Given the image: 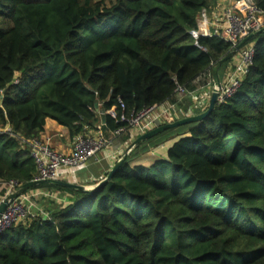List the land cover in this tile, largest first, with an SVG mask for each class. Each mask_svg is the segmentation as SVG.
I'll use <instances>...</instances> for the list:
<instances>
[{
	"label": "trees",
	"instance_id": "obj_1",
	"mask_svg": "<svg viewBox=\"0 0 264 264\" xmlns=\"http://www.w3.org/2000/svg\"><path fill=\"white\" fill-rule=\"evenodd\" d=\"M216 3L0 0V181H34L29 142L47 120L72 139L101 130L111 140L131 128L109 110L121 115L122 103L130 117L211 80L232 46L190 32ZM253 42L254 64L235 97L137 147L171 141L165 159L132 167V152L93 192L33 188L66 202L42 196L43 213L0 236V264H264V34Z\"/></svg>",
	"mask_w": 264,
	"mask_h": 264
},
{
	"label": "built area",
	"instance_id": "obj_2",
	"mask_svg": "<svg viewBox=\"0 0 264 264\" xmlns=\"http://www.w3.org/2000/svg\"><path fill=\"white\" fill-rule=\"evenodd\" d=\"M262 30H264V11L260 9L255 0H217L214 7L201 11L197 20V29L191 31L190 36L196 42L201 38H220L230 43L234 50L243 40ZM255 55L256 42L253 40L237 53L234 57L237 58V62L228 72L225 81H222V87L217 88L219 92L217 105H223L237 95L250 73ZM213 90L212 85V92ZM175 93L177 96H183L188 91L183 87H178ZM170 109V104L155 105L128 117L125 113L126 108L121 103V115L117 108L109 110L106 114L117 123L127 124L129 128L142 135L163 125L160 122L162 111L167 112ZM126 129L116 130L113 133V138L120 137L127 131ZM111 144L112 141L107 139L101 130L77 135L73 139V146L69 153L55 150L50 142L43 138L33 139L29 145L37 167V176L34 181H65L62 178L64 174L71 176L76 169L86 166L92 159H97L98 155L109 148ZM21 187L22 185L17 181L9 182L5 195L0 196V207ZM27 192L13 199L1 215L0 236L19 222L35 219L40 213H43L37 205V201L42 196H52L58 200L57 195L44 193L37 189L31 193ZM34 209L40 213L33 212ZM45 217L47 218V216Z\"/></svg>",
	"mask_w": 264,
	"mask_h": 264
},
{
	"label": "crops",
	"instance_id": "obj_3",
	"mask_svg": "<svg viewBox=\"0 0 264 264\" xmlns=\"http://www.w3.org/2000/svg\"><path fill=\"white\" fill-rule=\"evenodd\" d=\"M236 62L237 58H234V60L230 61L224 69L223 75H220L222 69L220 70L219 75L222 81H225L228 72L230 71V69H232L233 65H235ZM201 82L203 83L204 81ZM212 85L213 81L211 77V80L208 79L207 83L205 84L198 83V87L196 88V90L188 92L186 95L183 96H176V103H169L171 109L167 112L163 110L162 114L160 113L162 115L160 118L161 124L164 125L170 121H177L176 118L178 117H180V119H183L186 117L203 113L204 111L199 113H196L195 111L198 109L197 107L208 105V103L210 102V97L212 95ZM183 97L185 98V100H182ZM179 108L187 110L185 113H183L184 117L176 116L179 115V113L182 114V110ZM103 115L106 116V114ZM105 122L106 120H102L101 125H104ZM139 136L140 135L137 131L130 129L129 131H126L124 134H122L120 137L116 139H111V146L104 150L101 154H99L97 159H92L86 166L76 169L71 176L64 174L62 178L65 179V181L67 182L83 185L88 188L96 186L97 183L105 179L107 174H109V172L113 169L116 163L120 160L128 146ZM41 138L48 140L55 150H58L63 153H69L73 146V139L71 138L69 131L53 120H47L45 131L42 133ZM170 144L171 141L166 142L164 144L159 145L157 148H150L149 151L145 153H142V150L146 147V145H142L138 149L136 147L133 150V153L134 155H136V157H134V159L132 160L131 166H142L145 168H148V166L152 167L156 162L165 159V153ZM3 189L4 186L0 184V196L2 194ZM53 194L57 196L59 195L56 192H54ZM65 198L61 199L62 202H66ZM59 199L60 198L58 197V200Z\"/></svg>",
	"mask_w": 264,
	"mask_h": 264
},
{
	"label": "water",
	"instance_id": "obj_4",
	"mask_svg": "<svg viewBox=\"0 0 264 264\" xmlns=\"http://www.w3.org/2000/svg\"><path fill=\"white\" fill-rule=\"evenodd\" d=\"M264 34V30L254 33L251 36H249L248 38H246L245 40H243L236 49L232 50L231 53L224 59H222L221 61H219L217 63V65H215V67L212 69L211 72V76H212V81H213V87L214 90L212 92V95L210 97V102H209V106L208 109L206 111H204L203 113L194 115V116H190V117H186L177 121H171V122H167L164 125H161L159 127H156L150 131H148L145 134L140 135L137 139H135L129 146L128 148L125 150V152L123 153L122 157L120 158V160L116 163V165L113 167V169L109 172L108 176L103 179L100 183H98L96 186H93L91 188H88L86 186L83 185H79V184H74V183H70V182H65V181H39V182H30L27 183L25 185H22L21 189H19V191L12 195L11 197H9L8 199H6L4 201V203L2 204V206L0 207V217L1 215L5 212V210L8 208L10 202L19 197L21 194L37 187L40 186L42 184H54V185H60V186H64V187H68L71 189H75V190H79V191H83V192H93L95 190H97L98 188L104 186L105 184H107L108 182H110L112 180V178L114 177V175L118 172V170L124 165L125 161L127 160V158L130 156V154L133 152V150L138 147L140 144L146 143L149 140H152L153 138H155L156 136L172 130V129H176L182 126H186V125H190L193 123H198V122H203L204 120H206L215 110L217 103H218V99H219V92L217 88H221L222 87V80L220 78L219 75V69L226 63L232 61V59L237 55V53L250 41H252L254 38L258 37L259 35ZM96 109L97 111H99L102 114V120L105 121L106 120V116L103 115L104 113L100 111L99 108V104H96ZM0 184H7L5 182L0 181ZM46 218V217H45Z\"/></svg>",
	"mask_w": 264,
	"mask_h": 264
},
{
	"label": "rangeland",
	"instance_id": "obj_5",
	"mask_svg": "<svg viewBox=\"0 0 264 264\" xmlns=\"http://www.w3.org/2000/svg\"><path fill=\"white\" fill-rule=\"evenodd\" d=\"M98 1H99V0H98ZM105 1L107 2V4H110V3H111V0H105ZM2 21H3V20L0 19V25L3 23ZM226 66H227V65H225V66L223 67L222 71L220 72V75H221V74L223 75V71H224V69L226 68ZM182 100H185V98L183 97ZM208 106H209V103H208V105H205V106H199V107H197L198 109H197L195 112H196V113H199V112L205 111V110L207 109ZM179 109L182 110V114L179 113V115H176V116H181V117L183 116V117H184V114H183V113H185L187 110H183L182 108H179ZM195 112H194V113H195ZM178 119H180V117L176 118V120H178ZM148 168H150V167L148 166ZM4 189H5V187H4ZM4 189H3V190H4ZM6 189H7V188H6ZM3 190H2V191H3ZM34 190H35V189L29 190L27 193H31V192H33ZM37 190L42 191V190H46V189H37ZM6 191H7V190H6ZM52 192L59 193L58 191H52ZM52 192H47V193H51V194H53ZM59 194H60V193H59ZM1 195H3V193H2ZM54 195H55V194H54ZM58 197H59V195H58ZM59 202H61V201H59ZM39 203H41V199H39V200L37 201V205H39ZM38 208H39L40 210L43 211V208H41L40 206H38ZM33 212L37 213V209H34Z\"/></svg>",
	"mask_w": 264,
	"mask_h": 264
}]
</instances>
